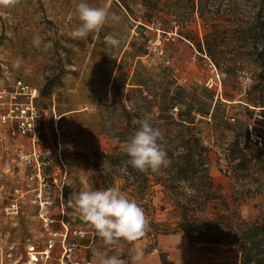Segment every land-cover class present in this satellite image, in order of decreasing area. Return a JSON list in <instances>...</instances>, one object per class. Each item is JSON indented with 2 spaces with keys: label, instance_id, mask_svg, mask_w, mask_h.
<instances>
[{
  "label": "rangeland",
  "instance_id": "obj_1",
  "mask_svg": "<svg viewBox=\"0 0 264 264\" xmlns=\"http://www.w3.org/2000/svg\"><path fill=\"white\" fill-rule=\"evenodd\" d=\"M80 2L20 0L14 8H0V92H14L17 81L36 89L33 107L39 119L34 143L27 138H13L8 127L1 123L5 107L3 109L0 105V207L11 200L13 187L36 188V183L29 184L26 177L34 171L37 160L41 171V199L49 202L42 214L45 213V217L53 222L51 230L59 231L60 220H63L71 232H81L83 236L84 232L90 231L96 243L104 244L68 201L74 191L89 188L104 190V180L107 188L121 190L123 183L105 164V157L118 147L107 132L116 126H124L116 122L119 105L113 103L112 83L118 76L127 77L122 95L125 103L133 96L129 90L136 62L144 67L140 75L149 79L148 86H151V82L164 86L172 82V90L180 87L185 93L201 98L204 97L203 89H207L213 93L215 101L221 100L225 104L219 113L229 118L227 130L217 129L209 133L211 128L204 124L199 128L203 143L211 148L210 175L214 183L221 187L226 201L231 203L234 181L227 173L222 150L228 148L236 138L240 142L245 140L235 121L246 124L250 137L248 157L253 159L257 149L264 150V110H254L244 103L245 91L251 84L249 75L242 74L238 86L242 92L237 91L232 83L223 86L224 77L206 56L199 54L189 42L179 37L174 23L162 17L143 31L138 28L139 22L134 21L139 20L143 10L132 5L131 13L126 12L116 0H84L91 6L106 8L110 19L99 34H90L84 40L73 39L70 33L80 24L75 11ZM139 2L141 0H131L130 4ZM254 2L256 6L252 9L242 0H214L212 9L219 12L231 9L243 18V15L257 12V0ZM197 17L191 30L200 39L205 33L204 23ZM34 35H39L44 43L51 42L52 47L47 51L37 49L32 44ZM109 35L119 38L121 44L107 54L105 38ZM141 47L145 48L144 55L134 59V50ZM17 58L23 60L20 69L13 67ZM224 93L232 96L230 101L223 97ZM18 101L26 102L24 97ZM20 152L25 158L23 161L17 158ZM102 168H107L105 174L101 172ZM123 193L135 200L130 197L129 191ZM26 199L28 204L31 194ZM149 199L151 206L144 210L150 226L145 237L139 241L146 246L151 243L150 247H153L158 236L154 235V229L159 235H169L176 229L179 212L174 208L169 194L158 185L152 188ZM251 206L249 202L242 209L244 217L254 214ZM48 234L37 209L28 204L23 215L0 218V252L5 253L12 243L23 248L26 239L41 248ZM81 236L71 235L70 238L79 245L75 239ZM58 255L59 249H56L54 256Z\"/></svg>",
  "mask_w": 264,
  "mask_h": 264
},
{
  "label": "trees",
  "instance_id": "obj_2",
  "mask_svg": "<svg viewBox=\"0 0 264 264\" xmlns=\"http://www.w3.org/2000/svg\"><path fill=\"white\" fill-rule=\"evenodd\" d=\"M122 9L131 13V6L140 7L143 12L134 20L138 28L147 31L149 25L166 18L179 30V37L189 42L201 55L206 56L223 76L222 84L232 83L240 89L242 74L249 75L250 87L245 91V105L254 110H264V0H257V12L240 18L234 10L213 11L214 0H116ZM254 8L255 0H242ZM231 2V1H230ZM132 6V7H133ZM198 15L205 33L198 39L191 25ZM172 30V28H169ZM134 43L131 45L133 49ZM145 48L134 50L133 58L143 56ZM144 67L136 62L130 90L132 97L122 101L126 78L113 79V103L119 105L118 122L107 135L118 145L105 157V164L123 184L121 191H129L143 208H150V195L155 185L170 196L179 220L170 234L183 233L190 244H213L236 247L240 264H264V150L257 149L256 156L248 157L249 134L246 124L235 121L245 140L237 138L222 150L227 173L234 181L230 198L226 201L221 187L210 175L209 154L211 148L203 143L200 125L211 129L227 130L229 118L219 113L225 106L221 100L203 89L204 97L185 93L180 87L172 90L168 86L151 82L147 85L140 72ZM247 71V72H246ZM150 87V88H149ZM146 93V94H145ZM230 101L232 96L224 93ZM155 126L163 132V146L171 160L167 168L158 173L140 172L128 163L125 145L138 129V120L153 112ZM122 145V147H121ZM257 146V141H255ZM107 168L101 169L105 174ZM103 186L107 189V182ZM252 203L251 217H244L242 209ZM154 227V224L151 223ZM160 233L154 229V235ZM165 264L164 256H161Z\"/></svg>",
  "mask_w": 264,
  "mask_h": 264
},
{
  "label": "clouds",
  "instance_id": "obj_3",
  "mask_svg": "<svg viewBox=\"0 0 264 264\" xmlns=\"http://www.w3.org/2000/svg\"><path fill=\"white\" fill-rule=\"evenodd\" d=\"M19 3L20 0H0V8H14ZM75 11L80 24L70 33L73 39L84 40L90 34H99L110 19V13L106 8L91 6L84 0L76 5ZM32 44L44 51L52 47L51 42L44 43L39 35L33 36ZM120 44L119 38L107 36L105 38L107 54L118 49ZM22 65V58H17L13 62L15 69H20ZM154 118L153 110L138 120V129L125 145V152L129 157L127 163L140 172L158 173L171 164L162 143L164 134L153 123ZM68 202L94 229L106 248L119 245L122 241L135 244L145 237L150 226L144 208L116 187L74 191ZM124 253L127 254V259L121 258ZM92 255L96 264H142L144 252L140 247H132L128 252L123 248H117L110 255L107 250L93 248Z\"/></svg>",
  "mask_w": 264,
  "mask_h": 264
},
{
  "label": "built area",
  "instance_id": "obj_4",
  "mask_svg": "<svg viewBox=\"0 0 264 264\" xmlns=\"http://www.w3.org/2000/svg\"><path fill=\"white\" fill-rule=\"evenodd\" d=\"M156 27V31H158ZM24 97L26 102L20 103L18 99ZM37 97V90L31 89L20 81L15 83V91L7 94L0 92V105L5 107V113L1 117V123L8 127L10 136L13 138L32 140L34 143L38 132V114L33 107V101ZM35 155V151L33 153ZM21 161L25 160L22 153L17 154ZM33 172L28 174L26 182L36 183V188L24 189L19 186L13 187L9 202L0 207V218L8 216H19L24 214V208L28 204L37 209L38 217L43 222V228L49 233L47 240L41 248L37 243L26 239L23 248L18 244H10L7 251L0 252L1 264H49L51 261H57V264H90L87 260H81L78 256L79 245L71 240V235L81 236V232H71L69 228L60 220L61 229L53 231L50 228L52 221L45 217L44 210L49 206V202L42 201V192L40 189L41 171L38 161H35ZM31 194L28 201L26 197ZM82 237V236H81ZM56 249H59L58 257L54 256Z\"/></svg>",
  "mask_w": 264,
  "mask_h": 264
},
{
  "label": "crops",
  "instance_id": "obj_5",
  "mask_svg": "<svg viewBox=\"0 0 264 264\" xmlns=\"http://www.w3.org/2000/svg\"><path fill=\"white\" fill-rule=\"evenodd\" d=\"M81 238L75 239L79 243L78 256L81 260H87L90 264H96L92 255V249L107 250L113 254L117 248H123L125 252L132 247L143 249L144 257L142 264H162L161 256L165 258V264H240V254L236 247H227L213 244H190L183 233L169 235H158L153 247L143 245L137 241L135 244L129 242L119 245L106 246L94 241L93 233L86 231ZM121 258L127 259V254ZM1 264V260H0ZM54 264V261L49 262Z\"/></svg>",
  "mask_w": 264,
  "mask_h": 264
}]
</instances>
